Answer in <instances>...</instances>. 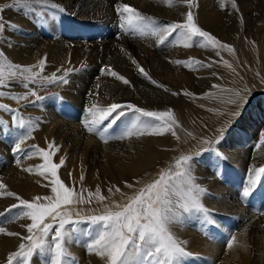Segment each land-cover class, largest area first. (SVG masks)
<instances>
[{
    "label": "bare ground",
    "instance_id": "1",
    "mask_svg": "<svg viewBox=\"0 0 264 264\" xmlns=\"http://www.w3.org/2000/svg\"><path fill=\"white\" fill-rule=\"evenodd\" d=\"M8 1L10 2L12 0H4V2ZM55 2L61 3L68 7L71 12L75 13L77 18L84 21H116L118 16L114 11V6L117 3H128L130 6L137 8L142 13L155 17L158 22L166 23L167 21H180L183 18L182 13L184 11H188V7L182 5L180 9L183 11L178 13V7L173 8L172 6L169 8L167 5L163 4L161 0H55ZM218 2L214 0H196L198 6L194 7L192 11L194 12L197 22L199 21V23L203 25L205 29L211 31L212 33H219L222 36L221 32H224L226 29L224 26L226 25L225 12L218 10L216 6ZM238 3L241 5H246V3H249V0H238ZM42 17H44V21L49 25L48 29L53 32V34L59 35L60 31L56 24L54 22H50L53 20V16L49 18L48 13H43ZM17 19L22 21L21 17ZM19 23L22 24V22ZM257 36L259 35L257 34ZM59 38H61V36L58 37L57 41L49 43L40 41L38 42V45H35L36 48L7 47V49H4L3 46L5 44L0 43V51H2L4 55L10 60L15 61L14 63L17 62L21 65H26L28 63L31 65L36 64L40 59L46 57V59H48L45 69L47 70V74L53 70L61 69L62 66L63 69H68L70 67L74 68L77 65L83 64L86 65L85 70L87 68L92 70L93 73L91 72V75H93L96 73L95 71H97V69L95 70V67H98V60H100V63L104 64L105 67L108 66L110 68H115L119 71L120 75H123L130 81L129 85H125L118 79L116 81H105L106 78H100L98 81H96L91 79V77H88L86 80L85 77L84 79L82 78L83 82L81 83H85V85H80V81L74 82L75 80H71L67 85L60 87V90L67 98V105H62V108L66 112L68 121H63V117H60L59 113L57 112L58 110L55 111L53 106H50L49 108L44 106L40 112L33 111V113H37L36 118L31 117L30 119L33 122L34 130L36 132L33 143H37V145H41L43 148L48 149V145L54 142V145L59 148V151L56 152L55 156L53 157V161L55 163H59L61 158L65 159V165L59 169V174L61 177L63 176L64 181L67 182L68 180V177L65 173H71L70 176L72 177V181L75 183L74 187L77 191H79L81 188L85 189L86 191L84 194L86 196L87 191L95 192L96 187L99 186L102 194L108 197V199L103 203H98L96 200H93L91 204L81 203L72 205L71 208L73 215H75L76 212H79L81 216L88 214L98 215L105 211V204H108L109 206H113L114 203L123 205L128 201V198L133 196L141 187L156 179L162 169L168 167L169 165H174L175 160L180 155L192 154L198 148H202L203 145L207 144L200 142L199 139L194 136V132L198 131L197 127H200L197 126L198 121L195 119V117L198 114L204 115L203 117L200 115L199 118L202 117L201 119L204 120L205 124L212 129L215 125V120L220 119L219 115L213 116L212 114L211 116H208V114L203 111L202 107L201 109H196L193 104L189 103L188 101H184V99H181L180 97L177 98L176 96H170V100L165 102L166 97H169L168 93L163 92L161 87L153 85L146 78H144L140 72H137V65L134 66L133 63L131 64L130 60L132 61L134 59L133 57H135L134 54L136 53L137 56L134 60L139 64V66L143 67L145 71H147L148 74L154 78V80L160 84H163L164 82L168 85V87L178 84L180 80L185 79V77H191L190 75L187 76L184 73L185 71H182L183 69L181 70L173 64L171 65L167 63V60V62L164 61L161 56L151 52L146 47L135 41L133 44L135 49L132 52L129 44L125 43L124 41H122L124 43H120L121 45L119 44V46H123L122 49L117 48L113 42H102V49L99 50L96 46L94 47V43L91 42L72 47L70 43L68 46L63 42L64 40L60 41ZM253 38H256V40L259 41L257 37L254 36ZM232 40L233 39H231V41ZM23 41L25 42V40ZM29 41H26L27 44ZM244 42V40L243 43L240 42L237 46L238 48L235 46L236 50L234 57H236L238 60H232L230 55L226 54L228 52H226L224 56L222 55L224 57L222 58L226 59L224 61L228 62L231 67H236L241 63L243 65V63H245L244 59L246 57L250 58V60L256 59L255 56L253 58V49L256 50V48L252 46V43ZM27 44L25 43L23 45L28 46L31 43L28 45ZM92 46L94 48H92ZM251 46L253 48H251ZM195 47L185 48H188L187 51L191 57L194 58V55L197 53L199 55L201 54L202 56L200 55V57L204 58L205 56H203L204 54L202 53L203 50H197V52ZM86 49L89 51L91 49L93 50L87 53L84 51ZM258 50H256V52ZM182 51L184 50H181V52ZM221 53L224 54L222 51ZM212 55L214 56V53ZM125 57L129 59H125ZM205 58L207 59V57ZM225 68H227V66L223 64L222 69ZM194 69L196 68L194 67ZM247 69L249 71H242V76L247 79L250 78L251 81H253L251 68ZM36 71H39V69H36ZM196 71L200 72L198 69H196ZM193 72H195V70H192V73ZM79 76H81L80 73ZM192 76H195V73L194 75L192 74ZM183 84L178 85L183 87ZM185 85L186 84H184V86ZM224 90L226 91L227 88H224ZM89 97H93V101L96 103L99 102V105L101 106H107L108 104L115 102L120 104H134L149 111H166L171 109L181 125V127L177 129V134L180 136V139L177 140L170 133H165L164 135H144L139 137L134 136L128 139H122L121 141L119 140L117 142L105 143L97 136L85 134L84 131H82L79 123L84 117V115L82 117L81 114L83 102H90ZM209 106L212 105L209 104ZM201 124L204 125L203 123ZM187 133H191V136L187 135ZM1 147L0 157L7 166V168L1 172H3L2 177L6 181V184H4L7 185V190L15 192L21 198L27 200H32L36 196L43 197L46 195H52L50 188L45 187L44 185L40 187L37 186L38 179L31 177L30 175L32 174H28L22 169L27 165L40 163L42 158H40L38 155H34L29 159H19V165H23L22 160H24L25 165L18 167V163H13L15 154L10 156L4 155L3 148ZM9 150H11V148ZM245 156V154H242V152L237 149L231 154L229 161L231 163H235V165L238 166L239 161H242ZM258 157L262 159V163H264V152L259 153ZM93 162H95L96 167L93 166ZM243 167L240 168L241 171H243ZM81 173L84 175L83 181L80 179ZM195 173L201 174L199 170H197ZM125 182L132 184L133 187H127ZM201 182L207 184L205 179H201ZM46 184H48V181ZM112 186L119 187L120 192L109 193L108 188ZM210 186L220 195L225 192V187L216 183V180H211L210 183H208V188H210ZM207 199L208 198H203L202 203L207 202L206 205L209 206V209L223 212V219L226 218V216H231L238 218V221L240 220V224L244 219L245 221L241 224L242 227L239 228L238 231H229V228L225 226L222 227L217 223V221H215L214 224H217V226H215L216 231H213L215 238L210 240H206V238H204L201 233L195 231L197 230L195 228V230H191V228L188 226H185V228H172V231L177 237H179L181 240L188 241L187 250L196 254L194 258L197 264H264V217L257 218V216L252 214L244 216V212L240 210L242 207H240L234 200H231L232 204H230L228 201L224 202V200L221 201L219 199L211 200L209 203ZM5 205H7V201L0 200V211L5 207ZM237 212L239 214H236ZM259 224L263 225L260 226ZM16 230H18L17 232L21 233V236L27 234L26 229L21 227V225L20 227H17ZM216 232H221V234L219 233L220 235H218ZM226 234L228 236L230 235L231 237H237V240L234 242V245L231 249H229L227 246L226 241L228 237H226ZM2 236L5 235H0V237ZM245 243L248 245L246 250L242 246ZM0 245H2V243H0ZM4 247L5 246H3V249L6 250L0 254V262L5 259V253L8 251V249ZM16 248H18V246ZM83 259L85 264H104V262L95 255L92 257L91 255H87L83 257ZM83 262L81 263L84 264Z\"/></svg>",
    "mask_w": 264,
    "mask_h": 264
},
{
    "label": "snow or ice",
    "instance_id": "2",
    "mask_svg": "<svg viewBox=\"0 0 264 264\" xmlns=\"http://www.w3.org/2000/svg\"><path fill=\"white\" fill-rule=\"evenodd\" d=\"M165 5L181 4L188 7L182 22H170L161 24L155 17L146 15L128 3H117L114 11L118 16L119 27L126 33L139 36H153L157 38L159 44L169 41L175 34L174 42L184 47L194 46V42L201 48L211 49L220 55V50L233 51L231 45L222 43L215 35L202 29L195 19L192 9L197 7L196 0H161ZM232 8L238 11L236 0H231ZM20 5L25 8H32L34 5H41L57 9L64 12V7L56 3L55 0H13L7 7ZM220 7L224 8V0H220ZM3 9H0L2 12ZM43 15V13H42ZM0 15V35L6 28H19L12 22L5 25ZM0 88L10 86L11 82L19 81L25 89H29V83L44 84H64L69 83V73L75 69H57L50 76L42 75L46 57L40 59L33 65H20L11 62L0 51ZM133 64L137 65L140 74L148 79L150 83L170 91L166 86L149 76L148 72L133 59ZM177 65L188 68L193 66L211 67V64H204L202 61L189 57L187 61L176 60ZM228 67L231 65L225 62ZM107 67V75L115 77L125 85L130 81L119 73ZM34 69H39L35 71ZM63 70L62 75L57 73ZM104 70L102 69V72ZM215 75V73H213ZM213 87H218L214 85ZM250 89L233 90L227 103L234 106L235 110L229 115L231 118H239L244 107L249 103ZM178 95L179 93H172ZM185 95H195L184 93ZM58 99H62L55 94ZM210 95V94H205ZM11 96L14 100H24L28 104H35L46 97L38 95L33 89L24 93H12L0 91V97ZM35 97L30 100L29 97ZM0 109L16 113L18 109H13L7 104L0 103ZM88 116L82 121V127L91 134L96 135L101 141L107 143L113 138L109 134V129L113 128L122 118L124 130L121 135L115 137L124 139L126 137H139L144 135H164L170 133L177 140L180 136L177 129L181 127L178 119L171 109L166 111H149L134 104L110 103L101 106L99 103H92L87 109ZM142 118H150L143 120ZM12 122L19 128L26 129L18 136L12 151L14 153L25 152L22 145L32 136L34 131L33 122L24 119L22 116L13 115ZM0 125L7 128V123L0 120ZM191 136V133H187ZM224 129L220 130V135L208 143L209 148L202 151H215L212 147L218 144L223 138ZM260 145H264V132L261 133ZM260 145H257L258 147ZM34 150V152L32 151ZM59 148L52 144L48 149L31 145L25 156L32 154L42 158V163L29 166L23 170L28 173H35L48 181L45 187H50L52 195L36 196L32 200L21 198L17 193L7 190V185L0 182V197L15 198L18 203L11 204L4 211L0 212V218L8 216L7 222H13L24 218L30 222L22 224L26 229V235L10 231L5 226H0V234L20 239L17 250L10 252L7 256L6 264H31L34 257H39L41 264H79L78 258L70 252L69 245L78 240L76 233L81 231L80 225L87 222L91 231L88 232L90 242L86 244L89 254L99 257L104 264H187L190 258L196 254L187 250L188 241L181 240L172 231V225L181 221L183 214H201L206 223H215L210 216L209 209L202 203V197L206 189L196 182L197 178L193 172V159L196 154L180 155L174 165L162 169L156 179L141 187L123 205L114 203L113 206L105 204V211L98 215L81 216L79 212L73 215L71 206L74 204H91L93 200L98 203L105 202L108 197L102 194L99 186L95 192L81 188L79 191L74 186L69 187L60 178L59 169L65 165L64 158L59 163L53 161V157ZM217 155H220L217 153ZM19 164V160H17ZM71 173H69V176ZM264 176V166L249 169L247 183L244 185L240 197L246 200L253 194L254 189L261 183ZM84 179L83 173L80 177ZM126 183L132 188L133 185ZM109 193L120 192V188L112 186L108 188ZM13 210H17L13 213ZM12 214V215H9ZM237 237L232 236L227 241V246L231 249ZM245 250L248 245H242Z\"/></svg>",
    "mask_w": 264,
    "mask_h": 264
},
{
    "label": "rangeland",
    "instance_id": "3",
    "mask_svg": "<svg viewBox=\"0 0 264 264\" xmlns=\"http://www.w3.org/2000/svg\"><path fill=\"white\" fill-rule=\"evenodd\" d=\"M214 1L216 2L219 1L216 5L218 10H220L221 12H225V24L226 25L224 26L226 29L224 32H221L222 36L219 33H215V32L212 33L211 31L205 29L204 26L199 23V21L197 23L202 29L210 32L212 35H215L222 43L231 45L234 48L232 47L233 51L220 50V55L217 56L215 51L211 49H208V50L205 49L204 51V48L199 47L194 42V46L190 48H194L196 46L195 47L196 51L203 50L202 51V53L204 54L203 56L207 57V59L205 57L204 58L200 57L201 54L199 55L197 53L195 55L193 54L195 57H197V58L195 57L194 58L196 60L202 61L204 64H211V67H198L194 65V67L200 70V72L199 71L197 72L196 69H194V67L188 68L183 65H177L176 63L174 64V61L176 60L181 59V61H187L188 58L191 57V55L187 51L189 47L186 49L183 45L176 44L174 42L175 34H173V36L169 38L168 42L164 44H159L157 42L156 37H153L150 35L149 36H139V35H134V34L126 33L122 31L119 27L118 19L116 21L111 20L108 22H101L98 20H95V21L94 20H87V21L81 20L76 17L74 12H71L70 9H68V7L64 6L61 3L59 4H61L65 9V11L62 13L59 12L57 9H53L51 7H45L41 5H34L32 6V8H25L20 5H16L15 7H7L8 5H11L13 3V0L10 2L9 1L4 2V0H0V9H3V11L0 12V15H2L3 17L2 22L5 25H8L9 22L19 25V28L17 29H13L10 27L6 28L3 34L0 35V43L5 44L3 46L4 49H7V47L36 48L35 45L36 44L38 45V42L40 41H45L49 43V42L57 41L58 37L61 36V38H59L60 41L64 40L63 42L66 45L69 46L71 44L72 47L76 45H83L84 43H87V42H91V43H94V47L96 46L99 50H101L102 42L104 43L113 42V44L117 48L122 49L123 46L121 47L119 46V44L125 42L129 44L131 51L133 52L135 49L133 45L135 41L143 45L144 47H146L151 52L157 54L158 56H161V58L164 61L167 60L168 61V62L166 61L167 63L171 65L173 64L174 66L178 67L181 70L183 69L182 71H185L184 73L187 76L189 75L191 76L189 78L185 77L186 80L181 79L180 82L178 83L180 85L183 83L186 84L185 86L183 84V87L185 90L183 89L182 86L178 84L173 85L172 87L170 86L171 87L170 88L168 87L166 83L163 82L162 85L166 86L170 90V91H165L164 88H162L163 92L168 93V96H169L168 98L166 97L165 102L170 100V96L171 97L176 96L177 98L180 97L181 99H184V101L186 102L188 101L189 103L193 104L194 107H196V109H199V108L201 109L202 107L203 111H205V113L208 114V116H211L212 114L213 116L219 115L220 119L215 120V125L212 129L208 125L205 124L204 120L201 119L204 115L198 114L195 117V119L198 121L197 126H200V127H197L198 131L194 132V136L197 137L200 142H203V140H208V141L214 140L220 135V130L222 128L224 129L223 138L220 140L218 144L212 145L215 151H202V149L209 148V144L207 143L203 145L202 148H198L196 151H194V153H192V154H196L193 159V171L197 172V170H199L201 173V174H197L194 172V175L197 178L196 182L202 185L207 190L206 193L203 195L202 199L208 198L207 200L209 201V203L211 202V200L219 199L221 201L224 200V202L228 201L230 204H232L231 200H234L235 202L238 203L240 207H242L240 208V210L244 212V216L252 214L254 216H257V218H260V217H264V176L261 177V183L257 185L256 189H254L253 194L250 195L246 200L241 199L240 193L244 185L247 183L249 169L253 167L264 166V163H262V159L258 157L259 153L264 152V145H260L261 133L264 132V76H263L264 75V72H263L264 71V43H263L264 42L263 40L264 39V0H249V3H246V5L245 4L241 5L240 3H238V0H236L238 11L232 8L231 0H224V2L226 1L224 8L220 7V4H219L220 0H214ZM172 6L173 8L174 7L179 8L177 9L178 13L183 11L180 9L182 6L181 4H173ZM172 6H168V7L171 8ZM42 13H48L49 18L53 16L54 21L52 20L50 22H54L56 24V26L58 27L60 31L59 35L53 34V32H51L48 29L49 25L44 21V17H42ZM185 13L186 11L182 13L183 18L181 17L182 19L180 21H175V22H182L185 19V15H184ZM19 17H21L22 21L20 19H17ZM19 22H22V24H20ZM159 23L164 24L166 22H159ZM167 23H170V22L167 21ZM253 34L255 37L259 39V41L256 40V38H253L254 37ZM257 34L259 36H257ZM226 38L228 39L229 42L227 41ZM231 39H233L234 41L232 40L233 41L232 42ZM242 39L245 41L244 43L250 42L253 44L252 46H254L256 50L259 49L257 51L258 54L256 50L253 49V58L255 56L256 59L250 60V58L246 57L244 59L245 63H243L244 67L241 63L237 65L236 67L230 68L227 66V64H225L224 60L226 59H223L224 58L223 56L225 55L226 52H228L226 54H229L232 60H238L236 57H234V55H235V50L238 44L240 42L243 43ZM23 40H25V42ZM29 40L32 42H30ZM26 41H29V43L31 44L28 43L29 44L28 45ZM25 43L30 47L23 45ZM252 46L251 48H253ZM84 47L87 48L86 46ZM94 47L92 46V48ZM92 50L93 49H91L90 51ZM181 50H184V51L181 52ZM84 51H86L87 53L90 52L88 49ZM221 51L224 54H222ZM213 53H214V56L212 55ZM134 55L135 57L133 58L135 59L137 54L135 53ZM215 57H218V58H215ZM220 58L223 60H221ZM125 59H129V58L125 57ZM0 60H3V57H0ZM8 60L10 59L8 58ZM10 61L13 63L15 62L13 60H10ZM47 61L48 59H46V64H47ZM100 62L101 61L98 60L99 65H97L98 67H95V70L97 69V71H95L96 73H94L93 75H91L93 73L92 70L90 68L89 69L87 68L85 70L86 65H83V64L77 65L74 68L73 67L68 68V69H75V71H72L69 73V76H68L69 82L71 80H75L74 82L80 81L79 82L80 85H85V83L81 84L85 77H86L85 78L86 80L88 77H91V79H94L96 81H98L100 78H106L105 81L107 80L116 81L117 79L115 77H112L106 74L108 69L107 67H105L104 64ZM130 62L132 64L131 60ZM254 63H257V64H254ZM16 64H19V63L16 62ZM223 64L227 66V68L222 69ZM26 65H31V64L28 63ZM134 66H136V64H134ZM247 68H251V71H252L251 74H252L253 81H251L250 78L247 79L242 76L243 70L249 71ZM45 69H46V65H45ZM45 69L42 73V75H45V76H50L52 73L57 71V70H53L47 74L46 72L47 70ZM102 69L104 70L103 72H102ZM113 69L115 72L119 73L118 70L111 67V70ZM34 70L36 71V69ZM192 70H195V72L192 73ZM223 70L225 73L223 72ZM61 71L63 72V70ZM79 71H82V72H79ZM62 72H59L57 74L62 75L63 74ZM79 73L81 76H79ZM194 73L196 77L192 76V74L194 75ZM213 73H215V75H213ZM149 76L151 75L149 74ZM28 83H29V89L35 90L38 95L45 96L46 98L42 101L36 102L35 104H28L24 100H14L11 98V96L0 97V103L7 104L13 109H18L16 113H12L7 110L0 109V120H3L7 123V128H5L3 125H0V147L2 146L1 148H3L4 155L10 156V155L15 154L14 159H13L14 164H17V160L19 159H25V158L29 159L33 157L35 154H32L30 156H25V152L29 151L31 145H37V143H33V141L35 140V136H36V132L34 130L32 132V136L28 140H26L25 143L22 145V148L25 149V152H22V153L18 152L17 154L12 151V148L14 147L18 136L26 131V129H21L15 123L12 122L13 115L22 116L24 119H31V117L36 118L37 113L36 112L33 113V111L40 112V110H42L44 106L48 108L50 106H53L55 111L58 110L57 112L59 113L60 117L61 118L63 117L62 120L68 121V117H66V112L62 108V105L63 106L67 105L66 103L67 98L63 94V92L60 90V87L64 86V84H44L42 85L40 83H32V82H28ZM189 85L191 88L189 87ZM214 85L218 87H213ZM224 88H227V90L225 91ZM29 89H25L22 83H20L19 81H15V82H11L10 86L8 87L0 88V91H8L12 93H24L28 91ZM244 89L251 90L249 93V103L244 107L241 116L239 118L233 119L230 117L229 114L235 110V107L230 106L227 103V101L229 97L232 95L233 90L242 91ZM186 91L187 93L191 92V94H195V95H185L184 93ZM172 93H179V94L173 95ZM206 93L210 95H205ZM55 94H58L60 97H62V99H58ZM29 99L34 100L35 97L30 96ZM93 99H94L93 97L91 98L89 97L90 102H87V101H85L86 103L83 102L82 111H81L82 117L84 115L83 120L87 118L88 116L87 109L90 107V105L92 103H96L95 101H93ZM209 104H211L212 106H209ZM200 115L202 116L201 118H199ZM125 119L126 117L122 118V120L118 121L117 124L113 126V128L109 129V134L113 138L109 139L108 142H117L119 140L120 141L122 140V139H117L115 137H118L119 135H121L122 131L124 130L123 121ZM142 119L143 120L146 119V121L150 120V118H142ZM82 121L79 123L82 131H84L85 134H91V133H88L82 127ZM201 123H203L204 125H202ZM92 135L96 136L94 134ZM128 138L130 137H126L124 139H128ZM257 145H260V146L258 147ZM10 148L11 150H9ZM40 148H43V147L41 146ZM237 149H239V151H241L242 154L246 155L242 161L241 160L239 161L238 166L235 165V163H231L229 161L231 154L235 152ZM32 151L34 152V150ZM217 153H219L220 155H217ZM22 161H23L22 162L23 165H25L24 160ZM42 162L43 161L37 164L36 163L30 164V165H27L26 167H29L32 165L35 166V165L41 164ZM23 165L18 164V167H21ZM93 166L96 167L95 162H93ZM241 167L244 168L243 171H241L240 169ZM6 168L7 166L5 162L1 158L0 159V182L5 183V184H6V181L2 177L3 172L1 171H3ZM28 174H32L30 175L31 177L38 179L37 186L39 187L45 185L47 182V180H45L44 178L40 177L39 175L35 173H28ZM65 174L68 177L67 182H65L63 176L61 177V175L59 174L60 178L64 181V183L68 185L69 187L75 186V183L74 181H72V177L69 176V173H65ZM201 179H205L207 181V184L201 182ZM211 180H214V181L216 180V183L225 187V192L222 193V195L214 191L211 186L210 188H208V183H210ZM0 200L7 201V205H5V207L1 209L0 212L4 211L11 204L18 203L17 200L11 197H0ZM203 204L209 209V206L206 205L207 202ZM16 212L17 210H13L12 214ZM209 212H210V216L214 218V220L217 221L218 224H220L222 227L225 226L229 228L230 229L229 231H238V229L242 227L241 224L245 221L244 219L240 224V220L238 221V218L231 217V216L228 217L226 215H225L226 218L223 219L224 213L219 210L209 209ZM12 214H9V215H12ZM236 214H239V213L237 212ZM7 221H8V216L0 218V226H5L10 231H15V232L18 231L16 230L17 227H20V225L30 222L24 218L15 220L10 223ZM262 225L263 224H261L260 226ZM185 226L190 227L191 230H193L194 228L197 229V230L195 229L194 230L196 232L201 233L202 236L206 238V240L215 238V236L213 235V231H216L215 226H217V224L206 223L201 214H198V213L183 214L181 221L178 223H174L172 225V228H185ZM79 227L81 231L75 234L76 237H78V240L71 243L69 245V249H70V252L78 258L79 264H82L81 262L84 261L83 257L87 255H91V257L93 256V254H89L86 249V244L90 242V237L88 235V232L91 231V229L89 228V225L87 224V222L82 223ZM221 232H216V233L220 235ZM227 234H226V237H228L227 238V241H228L231 238V236L230 235L228 236ZM0 235H4V234H0ZM1 239H6V240H1ZM19 242H20V239L17 237H9L7 235L0 237V243H2V245H0V251L3 249V246H5L8 249V251H6L5 253L6 254L5 259H3L2 262H0V264H6L8 254L10 252L17 250L16 247L18 246ZM13 248H16V249H13ZM5 250L6 249H3L0 252V254L4 252ZM194 257L190 258L187 264H197ZM31 264H41L39 257L38 256L34 257Z\"/></svg>",
    "mask_w": 264,
    "mask_h": 264
}]
</instances>
